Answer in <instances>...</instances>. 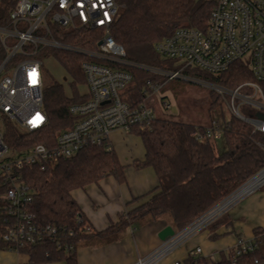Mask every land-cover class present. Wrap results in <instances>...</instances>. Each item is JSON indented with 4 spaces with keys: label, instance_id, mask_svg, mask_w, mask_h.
Returning a JSON list of instances; mask_svg holds the SVG:
<instances>
[{
    "label": "trees",
    "instance_id": "obj_1",
    "mask_svg": "<svg viewBox=\"0 0 264 264\" xmlns=\"http://www.w3.org/2000/svg\"><path fill=\"white\" fill-rule=\"evenodd\" d=\"M120 6L117 17L111 25V34L125 49V58L133 64L111 63L61 48H47L41 57H54L74 78V95L68 96L63 85L52 80L46 83L44 108L48 115L47 124L37 131H25L8 117L2 118L4 141L12 150L25 151L37 143L54 145L57 133L70 128L76 119L70 111L73 103L83 101L77 84L86 82L82 67L84 61H95L113 68L132 73V80L121 90L123 100L136 106L146 100L155 110L151 125H132L130 132L141 137L145 146V158L136 161L137 167L152 166L158 177V184L150 197L121 213L119 220L101 231H92L73 191L98 182L107 175H113L119 182L126 180L125 166L113 147L88 146L69 158L49 161L45 169L26 166L22 169L24 179L33 190L31 209L42 224L67 226L55 239H45L35 244L13 246L3 238L9 219L2 197L0 183V249H13L26 253L33 263L66 259L77 264L76 250L81 242L94 237H105L120 232L139 222L157 220L170 214L177 230H182L211 207L238 189L248 179L264 168V132L234 114L223 120L226 149L217 150L216 142H201L192 136L195 129L212 124V111L223 104L225 98L209 89L208 94L195 103L207 113L206 123L191 117L189 121L175 119L157 111L156 94L150 84H161V94L174 90L181 100L176 86L164 74L153 68L177 70L171 59H163L156 50V43L171 35L181 26L205 28L213 3L208 0H116ZM16 0H3L0 7V21ZM2 18V19H1ZM59 38L84 50L99 49L102 28L79 29L56 27ZM182 72L188 76L216 83L227 88H236L245 81L255 80L249 66L243 61L234 62L228 69L212 74L198 67L187 66ZM47 79V78H46ZM264 86V83H263ZM189 113V114H188ZM73 232L72 234L70 232ZM255 240L258 245L252 251L236 257L234 251L224 255L219 262L189 254V264H255L264 259V229L256 228ZM72 246V248H71Z\"/></svg>",
    "mask_w": 264,
    "mask_h": 264
},
{
    "label": "built area",
    "instance_id": "obj_2",
    "mask_svg": "<svg viewBox=\"0 0 264 264\" xmlns=\"http://www.w3.org/2000/svg\"><path fill=\"white\" fill-rule=\"evenodd\" d=\"M208 1L213 3V8L205 28L181 26L156 43V50L161 56L182 60L181 67L177 70H153L168 79L193 80L215 90L228 98L226 103L232 114L251 123L255 130L264 132V119L258 115L264 113V0ZM2 3L3 0H0V7ZM119 8L116 0H16L6 18L0 21V183L4 187V211L9 219L3 238L13 246L55 239L68 231L67 226L42 225L37 221L31 209L33 190L24 179V167L45 169L49 161L69 158L85 147H111V133L115 129L129 130L132 125H151L155 119V110L146 100L131 106L122 99L120 92L133 77L130 71L84 61L86 98L70 106L76 119L70 128L57 133L56 143H37L20 152L10 149L4 141L3 117L13 120L25 131L40 130L48 122L44 108L45 57H41L47 48L85 53L111 63L133 64L125 58L124 47L111 34V25ZM56 27L102 28L104 32L98 41L99 49L84 50L62 41L59 38L61 32ZM239 60L249 66L255 80L245 81L236 88H227L182 72L185 67L193 66L217 74ZM161 86L159 83L150 84L152 93L162 95ZM160 101L164 109L172 107L169 99ZM223 134L224 125L219 119L192 132V136L201 142H216ZM263 172L252 176L133 264L160 262L191 235L210 226L240 199L264 184L263 177L260 183L248 188ZM257 245L255 239L239 238L233 262L237 256L254 250ZM201 252V247H197L191 254L196 256ZM170 264H182V261L174 260Z\"/></svg>",
    "mask_w": 264,
    "mask_h": 264
},
{
    "label": "crops",
    "instance_id": "obj_3",
    "mask_svg": "<svg viewBox=\"0 0 264 264\" xmlns=\"http://www.w3.org/2000/svg\"><path fill=\"white\" fill-rule=\"evenodd\" d=\"M111 144L125 166L126 180L119 182L115 176L107 175L73 191L92 231H101L116 223L121 213L146 201L158 184L152 166L137 167L135 164L145 158V146L139 135L130 130L115 129L111 133ZM164 218L130 225L120 232L81 242L76 250L77 264H133L162 243L159 232L164 227L171 225L178 231L172 220ZM256 228L264 229V184L240 199L210 226L193 234L158 264H170L174 260L189 264L187 258L197 247L202 249L197 257L219 262L224 255L234 251L239 238L254 240ZM0 264L69 263L66 259L33 263L26 253L0 249ZM255 264H264V259Z\"/></svg>",
    "mask_w": 264,
    "mask_h": 264
},
{
    "label": "rangeland",
    "instance_id": "obj_4",
    "mask_svg": "<svg viewBox=\"0 0 264 264\" xmlns=\"http://www.w3.org/2000/svg\"><path fill=\"white\" fill-rule=\"evenodd\" d=\"M162 58L165 59V57L163 56ZM43 62H44V70L47 78L46 83L48 84L55 79L56 81H58L63 85L65 93L68 96L72 97L75 91V87L73 85L74 82L73 75L69 71H67V69L64 68V66L61 64L60 61H58L54 57H45ZM171 63L173 68H180L183 61L171 60ZM171 84L176 86V91L181 94V100L177 98L174 90H167L164 93H162V95L159 96L156 95V100L154 102L157 111H160V113H165L166 116L175 119H182L185 121H189L191 117H189L186 112L190 110V113L193 116H195L197 120L199 121L201 120L202 123H206L207 121L206 119L208 118L207 113L204 110L202 111V108L195 103V100L205 97L208 94V90L210 88L206 87L204 84L199 83L197 81H193V80L191 81L184 78H176L171 82ZM76 86L80 94L86 93L87 87L85 83L84 84L78 83ZM164 98H167L171 101L172 107L170 109H164L163 106L161 105L160 99H164ZM224 98H225V104L214 109L211 113L213 119H219L222 124H223V120L228 119L232 114L229 105L226 103V99L228 98L226 97ZM216 144L218 151H223L226 149V142L223 137L219 138ZM227 211H225L219 218L227 214ZM164 219L172 220V217L170 216V214H167ZM140 223L141 222H139V224ZM190 237L189 239H191Z\"/></svg>",
    "mask_w": 264,
    "mask_h": 264
},
{
    "label": "water",
    "instance_id": "obj_5",
    "mask_svg": "<svg viewBox=\"0 0 264 264\" xmlns=\"http://www.w3.org/2000/svg\"><path fill=\"white\" fill-rule=\"evenodd\" d=\"M258 115L260 117H262L264 119V113H258ZM264 168L262 170H260L259 172H257L255 174V176H257L258 174L261 173V171H263ZM246 183V182H245ZM244 183V184H245ZM242 186V185H241ZM176 234V231L175 229L171 226V225H168L166 227H164L160 232H159V238L162 240V241H166L168 239H170L171 237H173L174 235Z\"/></svg>",
    "mask_w": 264,
    "mask_h": 264
},
{
    "label": "bare ground",
    "instance_id": "obj_6",
    "mask_svg": "<svg viewBox=\"0 0 264 264\" xmlns=\"http://www.w3.org/2000/svg\"><path fill=\"white\" fill-rule=\"evenodd\" d=\"M263 175H264V172H263L262 175H260L258 178L256 177V178H255V179L249 184L248 188H251V187L257 185L258 183H260V182L262 181L263 177H264Z\"/></svg>",
    "mask_w": 264,
    "mask_h": 264
}]
</instances>
